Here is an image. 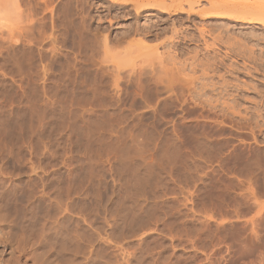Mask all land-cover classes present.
<instances>
[{
    "label": "rangeland",
    "instance_id": "rangeland-1",
    "mask_svg": "<svg viewBox=\"0 0 264 264\" xmlns=\"http://www.w3.org/2000/svg\"><path fill=\"white\" fill-rule=\"evenodd\" d=\"M262 1L0 0V264H264Z\"/></svg>",
    "mask_w": 264,
    "mask_h": 264
},
{
    "label": "bare ground",
    "instance_id": "bare-ground-1",
    "mask_svg": "<svg viewBox=\"0 0 264 264\" xmlns=\"http://www.w3.org/2000/svg\"><path fill=\"white\" fill-rule=\"evenodd\" d=\"M115 1V0H114ZM123 1V3L126 1V3H127V0H122ZM163 1V0H162ZM162 1L161 0H147V3L143 6V7H145V9H152V8H158V9H160V11L162 12H166V13H169V14H171V13H176V12H178V14H179V12L180 13H182V5H177V6H175V7H172V8H168V7H166V6H164V4H162ZM229 1V0H228ZM236 1V0H235ZM240 1H242V0H240ZM254 1V0H253ZM259 1V0H258ZM120 2V1H119ZM234 2V1H233ZM17 3V2H16ZM158 3V4H157ZM164 3V2H163ZM190 5V4H189ZM136 6H137V4H136ZM140 7V6H139ZM257 7H259L262 11H264V0L262 1V3L259 5V6H257ZM257 7H256V9H257ZM138 8V7H137ZM258 8V9H259ZM256 9L254 8V11L256 12V15L255 14H253L254 16H251L250 14H248V15H250V16H241V15H238V13H236V12H234L233 10L232 11H230V8L229 7H227V6H223V7H220V6H217V5H213V6H211V12H210V15H206V18H224V19H227V21L229 20V21H233V22H238V23H243V24H253V25H255V24H257V25H260L261 27H264V17H261V15L260 14H258L257 13V11H258V9H257V11H256ZM260 9H259V11H260ZM258 14V15H257ZM174 29V28H173ZM262 29V28H261ZM140 30V29H139ZM263 30V29H262ZM134 31H137V29L136 30H134ZM133 31V32H134ZM179 31V30H178ZM208 31V30H207ZM226 31V30H225ZM204 32V31H203ZM174 33V32H173ZM178 33V32H177ZM208 33H210L209 31H208ZM175 34H176V31H175ZM201 34H203V33H201ZM205 35V34H204ZM218 36V35H217ZM171 38V37H170ZM198 38V37H197ZM200 38H201V36H200ZM215 38V37H214ZM203 39H205V38H203ZM217 39H218V37H217ZM230 39H232L231 37H230ZM251 40V39H250ZM214 41V40H213ZM216 41V40H215ZM123 42V41H122ZM232 42V41H231ZM222 43V42H221ZM234 43V42H233ZM230 44V43H229ZM217 45V44H216ZM210 46V45H209ZM241 46V45H240ZM205 48V47H204ZM243 49V48H242ZM249 49V48H248ZM247 49V50H248ZM232 50V49H231ZM243 51V50H242ZM240 52V51H239ZM252 53V52H251ZM226 56V55H225ZM246 56H248V55H246ZM253 56V55H252ZM242 57V56H241ZM245 57V56H244ZM254 59V58H253ZM257 60V59H256ZM254 62V61H253ZM217 64V63H216ZM18 263V262H17Z\"/></svg>",
    "mask_w": 264,
    "mask_h": 264
}]
</instances>
